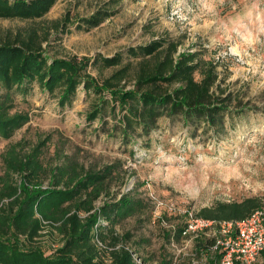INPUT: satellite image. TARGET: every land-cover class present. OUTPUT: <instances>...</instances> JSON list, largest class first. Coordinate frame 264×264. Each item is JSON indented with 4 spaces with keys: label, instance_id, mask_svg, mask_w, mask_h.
Here are the masks:
<instances>
[{
    "label": "rangeland",
    "instance_id": "obj_1",
    "mask_svg": "<svg viewBox=\"0 0 264 264\" xmlns=\"http://www.w3.org/2000/svg\"><path fill=\"white\" fill-rule=\"evenodd\" d=\"M109 1L58 0L42 19H0V39L8 30L51 26L65 16L75 22ZM112 10H117L114 17L90 31L71 27L61 40L52 41L50 54L112 56L168 34L182 41L180 51L204 48L205 58L220 63L222 76L228 69L226 88L253 112L221 137L209 132L192 138L181 120L162 118L149 136L132 135L127 142L120 128L112 131L120 127L121 112L107 116L104 127L99 119L87 121L94 98H87L82 87L62 110L56 96L35 85L25 100L17 99L14 110L28 113L30 122L10 139H0V214L12 212V199H3L1 184H20L22 174L13 170L28 156L33 161L24 175L44 188L57 183L65 189L87 171L113 166L107 187L112 199L103 194L95 206L123 195L136 202L135 214L112 229L120 237L130 234L125 244L146 264H220V252L212 246L214 228L199 227L188 236L179 232L201 209L218 202L257 198L264 203V0H122ZM43 227L36 242L49 255L60 247L61 236L58 226L43 222ZM96 243L107 259V243ZM250 264H264V254Z\"/></svg>",
    "mask_w": 264,
    "mask_h": 264
},
{
    "label": "trees",
    "instance_id": "obj_2",
    "mask_svg": "<svg viewBox=\"0 0 264 264\" xmlns=\"http://www.w3.org/2000/svg\"><path fill=\"white\" fill-rule=\"evenodd\" d=\"M57 1L0 0V19H42ZM121 1H109L91 16L75 22L65 16L51 26L5 32L0 39V139H10L30 122L28 113L14 110L17 99L25 100L35 85L56 96L62 110L73 104L82 87L87 98H94L87 121L99 119L104 127L107 116L121 112L120 127L114 125L112 131L120 128L127 142L132 135L149 136L162 118L181 120L190 128L192 138L209 132L221 137L236 121L253 112L226 88L228 69L222 76L220 63L205 58L204 48L180 51L182 41L168 34L112 56L97 54L78 59L50 54L52 41L61 40L73 26L78 31L101 26L117 14L112 8ZM108 70L112 72L105 75ZM28 157L13 170L22 174L20 184H1V191L5 190L3 199H12V212L0 214V264H146L125 244L130 234L120 237L112 229L120 219L135 214L136 202L123 195L118 201L106 200L102 206H95L103 194L112 199L107 187L113 166L87 171L65 189L57 183L44 188L30 175H24L33 161L32 156ZM262 205L257 198L218 202L201 209L196 216L218 222L242 221ZM43 222L58 226L61 236L60 247L49 255L36 242ZM183 232L180 230L179 235ZM96 240L107 243V259L101 256ZM197 245L202 246L200 242Z\"/></svg>",
    "mask_w": 264,
    "mask_h": 264
},
{
    "label": "built area",
    "instance_id": "obj_3",
    "mask_svg": "<svg viewBox=\"0 0 264 264\" xmlns=\"http://www.w3.org/2000/svg\"><path fill=\"white\" fill-rule=\"evenodd\" d=\"M157 217L167 225L160 214ZM204 226L214 228L212 246L220 252V264H235L239 260L250 264L264 254V203L242 221L218 222L193 217L183 234L188 236L189 231Z\"/></svg>",
    "mask_w": 264,
    "mask_h": 264
}]
</instances>
